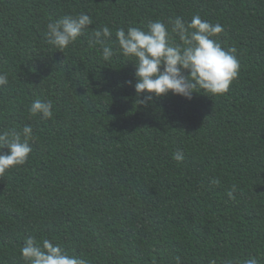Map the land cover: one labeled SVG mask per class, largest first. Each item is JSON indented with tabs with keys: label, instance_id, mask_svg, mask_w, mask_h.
Returning <instances> with one entry per match:
<instances>
[{
	"label": "trees",
	"instance_id": "trees-1",
	"mask_svg": "<svg viewBox=\"0 0 264 264\" xmlns=\"http://www.w3.org/2000/svg\"><path fill=\"white\" fill-rule=\"evenodd\" d=\"M80 12L84 35L63 52L47 43L49 21ZM194 14L236 48L223 95L138 104L133 62L88 46L92 29L111 28L115 48L119 27ZM0 71V129L34 133L25 164L0 176V264H26L29 235L89 264H264V0H0ZM35 99L53 101L52 119L30 116Z\"/></svg>",
	"mask_w": 264,
	"mask_h": 264
},
{
	"label": "clouds",
	"instance_id": "clouds-1",
	"mask_svg": "<svg viewBox=\"0 0 264 264\" xmlns=\"http://www.w3.org/2000/svg\"><path fill=\"white\" fill-rule=\"evenodd\" d=\"M93 24L92 18L84 12L67 13L46 24L45 37L48 44L63 52L64 49L85 34ZM170 25V28H169ZM224 31L219 23H212L194 14L186 21L181 17L169 18L168 24L160 20L151 21L146 28L130 25L126 29L115 30L113 48L108 40L113 31L108 26L92 29L88 40L90 48H97L104 61H109L116 52L132 61L135 67L134 89L137 95L148 93L138 104H145L153 96L179 95L191 100L194 93L205 95H223L238 77L240 62L236 57V48H224L217 39ZM8 74L0 71V86L7 85ZM131 84L132 81H126ZM30 116H39L41 120L53 118V101L35 99L28 106ZM34 133L30 124L21 129H0V176L13 167L21 166L32 152L30 141ZM172 159L181 162L183 151L177 150ZM210 183L219 185V178ZM236 186L227 191L229 199H235ZM20 258L26 264H89L85 258L75 256L47 238L38 239L29 235L19 249ZM262 257L249 256L224 259L221 264H261ZM175 264H183L180 256L173 257ZM208 264H217L210 259Z\"/></svg>",
	"mask_w": 264,
	"mask_h": 264
}]
</instances>
